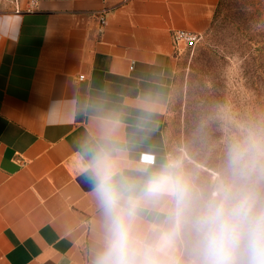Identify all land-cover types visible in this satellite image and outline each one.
<instances>
[{"label":"crops","instance_id":"1","mask_svg":"<svg viewBox=\"0 0 264 264\" xmlns=\"http://www.w3.org/2000/svg\"><path fill=\"white\" fill-rule=\"evenodd\" d=\"M219 3L40 0L17 13L0 0V264H95L107 236L95 158L110 156L136 195L169 161L182 46L173 32L204 35ZM173 203L142 199L136 234L151 242L168 232Z\"/></svg>","mask_w":264,"mask_h":264},{"label":"rangeland","instance_id":"2","mask_svg":"<svg viewBox=\"0 0 264 264\" xmlns=\"http://www.w3.org/2000/svg\"><path fill=\"white\" fill-rule=\"evenodd\" d=\"M166 121V152L192 189V211L177 225L174 200L168 232L171 258L190 264L192 216L222 186L254 192L264 205V0H221L212 27L183 43ZM236 150L241 159L229 162Z\"/></svg>","mask_w":264,"mask_h":264},{"label":"clouds","instance_id":"3","mask_svg":"<svg viewBox=\"0 0 264 264\" xmlns=\"http://www.w3.org/2000/svg\"><path fill=\"white\" fill-rule=\"evenodd\" d=\"M264 155L257 146V158ZM232 150L229 162L239 163ZM96 195L104 212L107 236L95 264H181L168 251L174 232L155 241L142 240L135 232L137 209L144 198L168 195L176 203V222L192 211V189L178 160H169L149 176L139 195L125 193L118 181L119 168L107 154L95 158ZM195 233L194 256L190 264H264V205L252 192H233L222 186L204 200L191 219Z\"/></svg>","mask_w":264,"mask_h":264},{"label":"built area","instance_id":"4","mask_svg":"<svg viewBox=\"0 0 264 264\" xmlns=\"http://www.w3.org/2000/svg\"><path fill=\"white\" fill-rule=\"evenodd\" d=\"M40 0H29L26 7H22L19 0H14L15 3V11L17 13H21L24 11L31 12L34 11L38 8ZM101 23L105 25L107 23V16L104 14L101 17ZM173 37L176 42V44H190V43H195L200 37V34L193 33L188 30H175L173 32ZM85 75H80V79H83ZM155 154L153 153H143L141 155V160L147 163H154L155 162Z\"/></svg>","mask_w":264,"mask_h":264},{"label":"trees","instance_id":"5","mask_svg":"<svg viewBox=\"0 0 264 264\" xmlns=\"http://www.w3.org/2000/svg\"><path fill=\"white\" fill-rule=\"evenodd\" d=\"M220 2H221V0H220ZM220 4V3H219Z\"/></svg>","mask_w":264,"mask_h":264}]
</instances>
